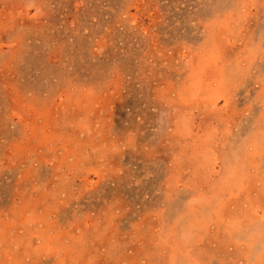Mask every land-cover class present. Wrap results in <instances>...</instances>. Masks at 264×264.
I'll use <instances>...</instances> for the list:
<instances>
[{
  "label": "rangeland",
  "instance_id": "rangeland-1",
  "mask_svg": "<svg viewBox=\"0 0 264 264\" xmlns=\"http://www.w3.org/2000/svg\"><path fill=\"white\" fill-rule=\"evenodd\" d=\"M0 264H264V0H0Z\"/></svg>",
  "mask_w": 264,
  "mask_h": 264
},
{
  "label": "bare ground",
  "instance_id": "bare-ground-1",
  "mask_svg": "<svg viewBox=\"0 0 264 264\" xmlns=\"http://www.w3.org/2000/svg\"><path fill=\"white\" fill-rule=\"evenodd\" d=\"M4 235V234H3Z\"/></svg>",
  "mask_w": 264,
  "mask_h": 264
}]
</instances>
